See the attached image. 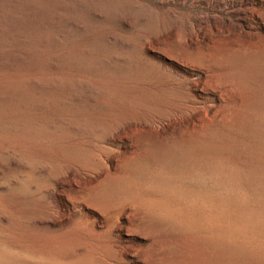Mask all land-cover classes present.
<instances>
[{
	"label": "rangeland",
	"instance_id": "1",
	"mask_svg": "<svg viewBox=\"0 0 264 264\" xmlns=\"http://www.w3.org/2000/svg\"><path fill=\"white\" fill-rule=\"evenodd\" d=\"M0 264H264V0H0Z\"/></svg>",
	"mask_w": 264,
	"mask_h": 264
},
{
	"label": "bare ground",
	"instance_id": "2",
	"mask_svg": "<svg viewBox=\"0 0 264 264\" xmlns=\"http://www.w3.org/2000/svg\"><path fill=\"white\" fill-rule=\"evenodd\" d=\"M188 23H189V22H188ZM200 25H201V22H200L199 20H196L195 22H191V23L189 24V26L186 27V39H187L188 41L193 40V36H196V35L198 34V29L200 28ZM201 26H202V25H201ZM226 27H227V26H226ZM242 28H243V27H242ZM199 30H200V29H199ZM194 38H195V37H194ZM177 40H178V41L180 40V36H179V34H178V36H177ZM183 62L185 63V61H183ZM183 62H182V64H183ZM194 105H195L194 101H191V102H190V97H187L184 106H182V105L180 104V106H178L177 108H174V111L172 112V116H175V115H177L178 113H181V114H183V113H188V112H190V111L193 110ZM183 115H184V114H183ZM146 124H147V123H146ZM147 125L150 126L151 123H150V124H147ZM3 148H4V147H3ZM41 173H42V175H45V171H44V170H43ZM76 174H77V172L73 171V172H70L69 175H71L73 178H75V177H76Z\"/></svg>",
	"mask_w": 264,
	"mask_h": 264
}]
</instances>
